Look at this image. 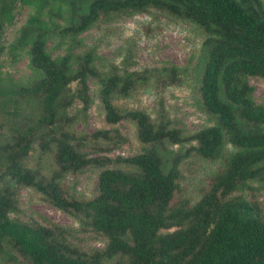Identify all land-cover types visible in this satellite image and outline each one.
<instances>
[{"label": "trees", "instance_id": "16d2710c", "mask_svg": "<svg viewBox=\"0 0 264 264\" xmlns=\"http://www.w3.org/2000/svg\"><path fill=\"white\" fill-rule=\"evenodd\" d=\"M40 1L42 8L49 4V0ZM54 1L69 8L67 25L56 30L62 38L87 31L101 17L152 9L200 28L205 39L198 107L213 124L185 136L170 126L162 104L158 122L144 111L119 109L115 99L129 98L150 80L162 87L179 83L177 69L120 71L112 67L102 75L92 65L90 53L75 57L73 69L71 55L56 60L46 52L51 31L40 13L29 17L12 48L28 47L30 66L41 76L29 85L0 86V111L9 122V132L0 135L3 263L264 264V205L248 187L251 182L264 185V107L254 102L248 82L250 77L264 79L263 1ZM17 2L0 0V40L5 19ZM89 79L99 84L105 123L115 126L128 121L134 125L142 145L139 153L108 155L126 141L116 130L101 129L81 136L72 130L78 111L72 115L70 110L79 104V113L85 115L91 106ZM22 104L31 108L29 113L22 115ZM5 126L0 123V131ZM185 144L190 146L182 154L169 150ZM35 146L40 156H52L56 169L51 174L25 165ZM227 146L233 151H226ZM190 155L219 164L194 204L176 198L179 167ZM87 168L98 170L93 197H69L61 178ZM21 188L34 190L50 206L103 237L104 248L87 252L70 242L63 227L11 218L18 212ZM246 189L252 192L250 200L237 195Z\"/></svg>", "mask_w": 264, "mask_h": 264}, {"label": "rangeland", "instance_id": "374dc122", "mask_svg": "<svg viewBox=\"0 0 264 264\" xmlns=\"http://www.w3.org/2000/svg\"><path fill=\"white\" fill-rule=\"evenodd\" d=\"M264 3V0H262ZM40 0H18L16 7L5 19V26L0 47V86H24L31 84L41 75L29 63L28 47L14 50L12 45L19 36L20 30L27 19L40 13V17L51 31L46 39V52L53 59L71 55V66L75 68V57L90 53L92 65L102 75L108 74L112 67L121 70L140 71L143 69H161L174 67L179 73L180 82L168 87L156 85L150 80L147 85H140L127 99H115L114 105L121 110L137 109L144 111L154 121H159L161 104L170 126L179 129L185 136L207 128L213 122L204 115L198 107V79L201 71V46L205 36L194 24L174 18L165 12L148 10L144 13L112 14L101 17L87 31L72 37H60L57 29L64 28L69 18V8L65 3L49 0V4L41 7ZM253 87L254 102L264 107V79L248 78ZM89 95L92 103L85 115L79 113L81 106L76 104L70 110L77 120L72 130L81 135H90L96 130H116L126 141L117 146L108 155L132 156L141 151L142 145L136 138L135 127L128 121H121L115 126L107 125L104 112L98 100L99 84L95 79L88 80ZM74 88V85H73ZM13 105L10 104L9 112ZM18 107V106H17ZM22 115L30 112L26 104L20 105ZM34 110V107H32ZM20 115L18 118L23 119ZM7 116L0 111V123L6 126L0 131L5 136L9 132ZM19 120V121H20ZM190 145H173L172 152H185ZM85 153L89 149H84ZM226 151L233 149L229 146ZM28 168H42L45 174H51L56 169L52 156H40L38 147L25 161ZM122 169L128 167L121 165ZM219 167V164L205 161L190 155L179 167L181 177L176 198L188 200L194 204L206 190L209 180ZM98 170L87 168L77 174H66L61 180V186L69 197L77 200H87L94 195V182ZM253 197L264 205V185L251 182ZM251 191L246 189L237 195L247 200L252 198ZM11 218L22 222L35 220L42 225H57L69 233V240L74 245L90 252L103 249L106 240L84 228L80 222L50 206L44 198L30 188H21L18 192V212ZM0 264H4L0 259Z\"/></svg>", "mask_w": 264, "mask_h": 264}]
</instances>
